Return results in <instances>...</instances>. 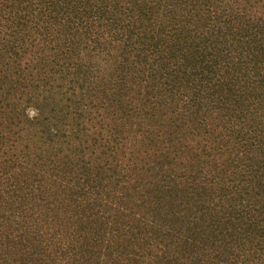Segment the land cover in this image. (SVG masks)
Listing matches in <instances>:
<instances>
[{"label": "trees", "instance_id": "obj_1", "mask_svg": "<svg viewBox=\"0 0 264 264\" xmlns=\"http://www.w3.org/2000/svg\"><path fill=\"white\" fill-rule=\"evenodd\" d=\"M0 264H264V0H0Z\"/></svg>", "mask_w": 264, "mask_h": 264}]
</instances>
